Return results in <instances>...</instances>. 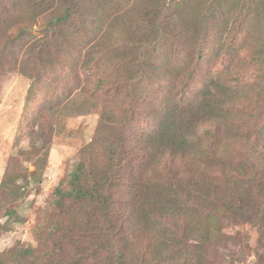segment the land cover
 I'll return each mask as SVG.
<instances>
[{"label": "rangeland", "instance_id": "obj_1", "mask_svg": "<svg viewBox=\"0 0 264 264\" xmlns=\"http://www.w3.org/2000/svg\"><path fill=\"white\" fill-rule=\"evenodd\" d=\"M212 1L186 0V21ZM232 2L223 26L175 36L172 22L145 21L159 8L152 0H81L76 10L87 16L67 28L45 18L59 0H0V264H108L104 247L93 257L76 245L93 243L89 210L55 207L81 160L108 169L93 142L123 147L130 167L134 190L119 196L129 216L119 219L123 264H264V220L238 218L231 203L245 168L239 142L264 124V0ZM133 58L154 59L157 71L142 64L137 82L124 61ZM218 83L238 104L210 101L220 116L215 150L205 135L214 122L201 116L189 151L145 156L139 144L152 142L181 97L198 104Z\"/></svg>", "mask_w": 264, "mask_h": 264}, {"label": "trees", "instance_id": "obj_2", "mask_svg": "<svg viewBox=\"0 0 264 264\" xmlns=\"http://www.w3.org/2000/svg\"><path fill=\"white\" fill-rule=\"evenodd\" d=\"M81 0H59L56 9L49 12L45 18L53 28H66L70 25H75L76 21L85 18L86 13H80L76 9ZM159 4L157 11L154 9L151 12L144 14L145 21L161 23L163 21L172 22L174 26L175 36L183 33L203 34L215 25L223 26L234 7L232 0H213L208 6L204 4L205 10L203 13L188 22V14L186 6L183 5L186 0H152ZM191 2L198 0H189ZM39 6L47 4V0H37ZM169 13L166 16L167 12ZM79 16V17H78ZM155 20V21H154ZM155 24V25H156ZM135 45V44H133ZM108 49L112 50L107 46ZM136 48L150 50V53L158 55L161 49L156 46L145 45L143 42L135 45ZM114 50V49H113ZM121 52V50H114ZM128 63L131 70L135 71L139 76L137 82L144 77L146 71L143 69L144 63L157 67V61L150 58L144 63L136 59H124ZM157 68L155 69V72ZM195 70L188 72L186 77L185 89H188L190 81ZM191 82V81H190ZM209 87V86H207ZM213 90L207 89L203 92L204 98L200 103L195 104V98H188V94H184L180 99L179 106L166 113L163 122L157 128L156 133H152L154 139L147 143L146 138L139 144V147L144 151V154H151L156 159L162 160L165 155L171 151L177 150L186 152L191 149L189 141L195 133L199 117H204V120L214 122L215 130L206 131L205 135L213 140L210 148L215 150L214 144L217 143V135L220 132L218 125L219 115L214 116V107L211 100L220 98L223 100L224 108L228 106H236L238 100L232 97V88L226 84H214ZM234 99L232 103L231 100ZM167 104V103H165ZM220 113V112H219ZM254 141L249 138H241L244 142H239V146L246 153L245 160L242 162L245 168H239L241 171V180L237 191L238 198L231 202L234 205V214L238 218H257L264 220V124L258 131L256 130ZM207 139V140H208ZM150 143L154 145H150ZM98 153L109 159V167L105 170H97L88 161L81 160L73 169L68 180V188L66 190L59 186L55 192L56 200L55 207L64 209L67 203L71 205L81 204L89 210V218L93 222L92 236L89 239L93 243H82L79 237L76 238V245H84L86 251L93 257L103 253V247L107 251L108 264H123L126 262V245L123 235V226H121L120 218H129L128 213L121 212L122 202H119L121 193H131L134 187L130 184L129 169L126 160H123V147L116 148L113 144L99 143L94 144ZM154 147V148H153ZM168 151V152H167ZM216 152V151H215ZM217 153V152H216ZM129 163V162H128ZM250 167V177L247 178ZM249 171V170H248ZM128 179H127V177ZM134 176V175H132ZM246 176V177H245ZM243 190V192H242ZM193 200H197L196 194H190ZM254 201V204H253ZM253 204V205H252ZM151 205H155L151 203ZM239 210H237V209ZM145 212V211H144ZM219 235V233L217 234ZM118 243V244H117ZM91 244V246H89ZM118 245V246H117ZM29 250L26 251L28 253Z\"/></svg>", "mask_w": 264, "mask_h": 264}]
</instances>
